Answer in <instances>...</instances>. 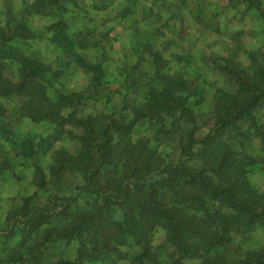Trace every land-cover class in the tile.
<instances>
[{
	"label": "rangeland",
	"instance_id": "1",
	"mask_svg": "<svg viewBox=\"0 0 264 264\" xmlns=\"http://www.w3.org/2000/svg\"><path fill=\"white\" fill-rule=\"evenodd\" d=\"M59 19L70 26L73 44L59 37ZM99 54L105 61L103 77L78 64L85 58L98 60ZM16 56L48 67L41 78L25 82L39 83L42 95L59 104L63 117L79 110L132 121L126 131L128 147L137 148L135 142L144 137L139 145L152 148L168 165L177 159L179 129H192L200 139L216 115L231 109L232 99L244 97L245 86L253 89L264 79V0H0V264H130L139 254V238L109 225L100 232L93 229L101 196L124 175L129 162L114 157L103 163L97 193L75 189L85 178L69 170L74 168L68 159L81 150L75 136L82 130L70 120L58 126L25 106L29 92L15 90L28 68ZM65 58L69 64H63ZM150 88L168 89L173 102L135 114ZM108 90L109 104L102 94ZM60 91L83 96L70 107L57 98ZM181 108L192 117L179 119ZM250 113L253 122L244 115L237 120L241 135L235 129L219 134L247 155L236 158L240 164L229 162L240 167L238 174L251 194L264 191V107L257 105ZM114 137L118 140L117 132ZM124 159L132 158L125 153ZM197 159L184 163L199 169ZM151 181L159 185V199L172 203L168 184L156 176ZM111 193L110 211L120 218V195ZM241 198L250 200L248 194ZM194 202L193 197L184 207ZM206 205L207 210L227 211L216 202ZM254 225L248 232L233 230L228 245L208 253L231 259L264 247V229ZM149 243L161 264L176 256L160 227L151 228ZM182 261L198 264L190 256Z\"/></svg>",
	"mask_w": 264,
	"mask_h": 264
},
{
	"label": "trees",
	"instance_id": "2",
	"mask_svg": "<svg viewBox=\"0 0 264 264\" xmlns=\"http://www.w3.org/2000/svg\"><path fill=\"white\" fill-rule=\"evenodd\" d=\"M134 8L138 11L137 7L134 6ZM66 25L65 21L59 19L55 23V29H58L57 33L61 39L69 40L73 44L68 33L70 26ZM98 58L93 62L86 58L81 63L76 62L86 70L99 72L100 77H103L102 63L105 61L102 59V55ZM16 60L22 65V68H28V71L20 76L19 88L15 90L18 93L29 92V95L24 96L25 106H30L31 112L37 113L42 119L46 118L56 122L58 126L60 123L63 125L70 120L82 130L80 135L75 136L83 144L81 150L73 158L68 159V164L74 168L69 170L80 171L85 178L83 182L77 184L75 189L86 188L97 193V189L102 187L99 176L101 177L100 170L103 163L109 162L114 157L122 158L126 164L129 162V167L124 175L120 179L113 180L111 190H107L106 195L101 196V204L96 206L100 214L93 215V229L94 232H100L109 225L116 230L126 231L134 238H139V242L142 244L139 254L134 256L135 258L131 260L130 264H161L155 252L149 248L151 247L149 243L151 228L154 226L166 231L167 239L174 248L176 256H171L170 264H184L182 259L187 256L197 258L198 264H264V247L257 250L249 249L238 258L231 259L217 253H208L213 247L228 245L233 230L248 232L254 229L255 222L264 229V191L250 194L243 175L238 174L240 167L231 166L232 163L229 162V158H231L233 162L240 164L236 158L244 159L247 158V155L241 153L242 151L238 149L240 146L237 148L235 143L231 144L230 140L222 138L219 134L221 129L226 132L235 129L234 134L241 135L242 132L237 127V120L243 115L253 122L251 110L257 105L264 107V79H261V82L253 89L245 86L242 90L245 92L244 97L239 100L232 99L231 109L223 115H216L212 128H209L200 139H195L192 129H179L177 159L175 162L163 165L165 163L161 155L155 153L148 146L139 145L142 144L141 140L146 142V138L143 137L140 141L135 142L137 148L128 147L131 140L127 137L126 131L130 130L132 121L124 123L104 114H83L79 110L69 111L68 117L70 118L68 119L63 117L58 112L59 104L55 105L54 102L42 95L39 83L28 85L25 82L27 78H41L40 72L48 67L38 63L39 61L36 62L37 60H28L24 56H16ZM69 61L67 62L65 58L63 64H69ZM27 88H32V90L25 91ZM35 93L37 97L33 98L32 95ZM102 94L105 102L109 104L111 102L110 91ZM81 95L60 91L57 98L64 99L69 102L70 107H73V99ZM147 96L142 108L139 105L135 106V114L142 112L145 115L144 111L160 110L165 106V103L173 102L174 99V94L168 89L155 92L150 88ZM185 111V108L180 109L179 119L183 120L185 116L192 117L190 112L186 113ZM170 116L175 117L174 114ZM115 132L119 136L116 141H114ZM131 147H134V151L129 152ZM125 153L132 159H124ZM194 157L200 161L199 169H190L184 163ZM69 172L71 173V171ZM154 176L161 184H168L172 203L159 199V190L157 189L159 185L151 181ZM163 177L164 179L160 181ZM237 189H239L241 197L248 194L250 200L242 199L238 195ZM112 191H116L120 195L119 208L122 213L120 218L111 213L113 209L109 204L113 197ZM193 197L195 207L188 205L184 207V204L187 201H192ZM208 201L223 205L227 211L218 208L207 210ZM174 203L182 205L176 206ZM199 204L202 208L197 207ZM186 207L189 208L186 209ZM86 220L81 219L80 221ZM80 236L79 234L78 238ZM82 249L86 251L88 247L83 243Z\"/></svg>",
	"mask_w": 264,
	"mask_h": 264
}]
</instances>
